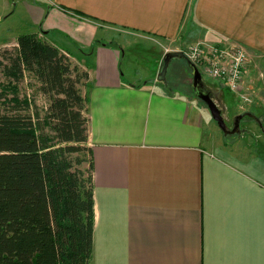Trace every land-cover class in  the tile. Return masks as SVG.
<instances>
[{"label":"crops","instance_id":"0c3cea01","mask_svg":"<svg viewBox=\"0 0 264 264\" xmlns=\"http://www.w3.org/2000/svg\"><path fill=\"white\" fill-rule=\"evenodd\" d=\"M22 8L27 34L89 73L91 264H264V156L209 147L206 109L152 81L126 82L123 47L111 39L240 46L264 115V0H24Z\"/></svg>","mask_w":264,"mask_h":264},{"label":"trees","instance_id":"16d2710c","mask_svg":"<svg viewBox=\"0 0 264 264\" xmlns=\"http://www.w3.org/2000/svg\"><path fill=\"white\" fill-rule=\"evenodd\" d=\"M0 72V264H91L94 160L89 73L38 34L3 51ZM27 77L44 116L21 98Z\"/></svg>","mask_w":264,"mask_h":264},{"label":"rangeland","instance_id":"374dc122","mask_svg":"<svg viewBox=\"0 0 264 264\" xmlns=\"http://www.w3.org/2000/svg\"><path fill=\"white\" fill-rule=\"evenodd\" d=\"M23 1L0 0L1 61L5 58L3 51L6 49L14 50L18 38L28 33L29 24L26 22L27 19L22 8ZM113 36L111 39L123 47L122 66L126 73L124 77L126 82L145 84L146 82L152 81V84L157 83L160 89L163 88L168 92L177 90L180 94L189 97L193 103L203 106L206 109L205 115L207 118L205 138L207 141L211 140L208 141L209 147L210 144H214L216 147H220L226 151L228 150L227 153H234L233 155L238 158L240 157V159H247L248 154L251 152H254L258 156H264V115L259 111L261 109L260 107L257 109L258 104L244 105L239 96L231 92L225 83L209 77V75L202 71L205 84L220 94V96H216L219 102L217 104L223 110V116L228 130L233 126L236 116L245 112L254 113L262 124L261 127L260 123H257L254 119L245 118L241 121L243 128L246 130L243 136L239 138L233 137L232 135L225 136L217 122L213 119L207 105L196 97L195 91L192 88V70L187 62L181 59H175L169 65L167 81L170 82L171 87L167 88L168 84L158 80L164 66V57L167 53L175 52L178 49L186 50L198 42L214 44L212 41L206 39L193 40L192 37L189 38L187 36L176 42L160 40L148 41L129 35L121 36L116 34L115 37ZM259 64L261 65L260 73L263 74L264 61L262 62L261 60ZM260 79L264 86V77ZM5 81V76L0 72V82ZM37 85L38 83L30 77L22 81L19 85L21 98L27 97L32 103L33 110L40 112L44 116L48 107V101L45 96L38 92ZM261 100L264 103V94ZM261 106L263 105L261 104Z\"/></svg>","mask_w":264,"mask_h":264},{"label":"built area","instance_id":"2783aa9c","mask_svg":"<svg viewBox=\"0 0 264 264\" xmlns=\"http://www.w3.org/2000/svg\"><path fill=\"white\" fill-rule=\"evenodd\" d=\"M183 52L190 62L209 77L226 84L229 90L237 94L244 105L252 104L250 88L245 84V73L249 63V55L240 46L223 48L216 44L198 42Z\"/></svg>","mask_w":264,"mask_h":264},{"label":"water","instance_id":"95a60500","mask_svg":"<svg viewBox=\"0 0 264 264\" xmlns=\"http://www.w3.org/2000/svg\"><path fill=\"white\" fill-rule=\"evenodd\" d=\"M175 59H181L188 63V66L192 70V76H193V89L195 91V94L198 99L202 100L206 105L208 110L210 111L213 119L217 122L218 126L221 128V130L224 132L225 136H230L235 133V131L228 130L226 121L223 116V110L220 108V106L215 102L214 96L212 97L210 93H205L206 88L208 87L202 77V73L199 70V68L189 61L187 56L183 52H170L167 53L164 57V66L163 69L159 75L158 80L160 82H166L167 79V73L169 69L170 63ZM208 89H210L208 87ZM211 90V89H210ZM214 91V90H213ZM212 92V90L210 91ZM245 118H252L258 123H260L261 127L262 124L259 120V118L252 112H245L242 113L235 118V127L238 129L240 126V122Z\"/></svg>","mask_w":264,"mask_h":264},{"label":"flooded vegetation","instance_id":"af4514ba","mask_svg":"<svg viewBox=\"0 0 264 264\" xmlns=\"http://www.w3.org/2000/svg\"><path fill=\"white\" fill-rule=\"evenodd\" d=\"M171 63H172V62H171ZM171 63H170V64H171ZM167 82H168V83H167ZM165 83L168 84L169 87H171V84H170L169 81H167V79H166V82H165ZM192 88H193V86H192ZM210 89L212 90V92H210V91H211ZM210 89H208V87H207L206 90H205V93H210L212 97L214 96L213 98H214L215 102H216V103H219L218 100H217V97H216V96H220V94H219L216 90L213 91L212 88H210ZM195 95H196V94H195ZM196 97H197V96H196ZM257 123H258V122H257ZM230 130H231V131H235V133H234L232 136H233V137H237V138L243 136V135H244V132L246 131L245 128H243L241 122H240V126H239V128L237 129V128L235 127V121H234V123H233V126L230 128Z\"/></svg>","mask_w":264,"mask_h":264}]
</instances>
